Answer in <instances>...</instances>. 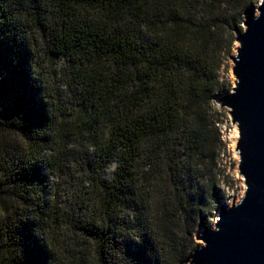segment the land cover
I'll return each instance as SVG.
<instances>
[{"label":"trees","instance_id":"1","mask_svg":"<svg viewBox=\"0 0 264 264\" xmlns=\"http://www.w3.org/2000/svg\"><path fill=\"white\" fill-rule=\"evenodd\" d=\"M255 1L0 0V264H184ZM55 63L67 101L44 89ZM75 143L94 157L64 207L47 174L74 178Z\"/></svg>","mask_w":264,"mask_h":264},{"label":"water","instance_id":"2","mask_svg":"<svg viewBox=\"0 0 264 264\" xmlns=\"http://www.w3.org/2000/svg\"><path fill=\"white\" fill-rule=\"evenodd\" d=\"M231 55L236 78L230 92L219 98L238 129L235 148L244 196L221 206L213 228L200 225L201 246L190 264H264V0L244 12Z\"/></svg>","mask_w":264,"mask_h":264},{"label":"rangeland","instance_id":"3","mask_svg":"<svg viewBox=\"0 0 264 264\" xmlns=\"http://www.w3.org/2000/svg\"><path fill=\"white\" fill-rule=\"evenodd\" d=\"M260 0H256L254 7ZM245 19V16H244ZM238 43L234 42V46L231 50V55L236 54V47ZM230 56L226 57L223 66L220 69V79L223 81V88L227 92H230L235 86L236 78L233 74L232 67L233 62ZM48 73V79L43 76L44 89L48 94L52 93L63 95V99L69 100L68 92L65 90L60 73L59 63L52 64L45 70ZM44 71V72H45ZM46 73V72H45ZM223 93V94H225ZM222 94V95H223ZM221 95V96H222ZM220 96V97H221ZM212 102V120L214 121L216 132V148L213 158L208 163L207 168L203 170L204 179L207 182V204L208 208L201 210L195 216V227L192 235V240L198 243L199 246L203 244L199 240L200 225L205 222L210 228H213L214 223L218 218V212L221 206L230 207L232 204L239 202L244 196L245 184L242 176L238 172L239 156L235 148L238 141V129L235 124L232 123V119L229 113V109L222 107L219 104V98ZM73 156L70 161L72 164H68L69 171L72 172L74 178L63 177L59 178L54 172L47 174L48 176V188L47 191L51 195L62 199L65 206L73 204L75 195L80 190L86 189V184L83 186L78 185V182L83 183L86 178V159H93V147H88L87 143L78 145L77 143L70 146ZM115 168V162H111L105 168V173L110 176ZM58 177V178H57ZM76 181V184L74 182ZM202 221V223H201ZM198 246V247H199ZM194 251H192L193 253ZM191 253V254H192ZM191 258L188 255L184 264H190Z\"/></svg>","mask_w":264,"mask_h":264}]
</instances>
